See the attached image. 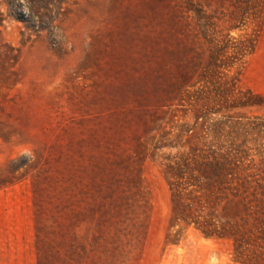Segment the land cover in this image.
<instances>
[{
	"label": "rangeland",
	"instance_id": "obj_1",
	"mask_svg": "<svg viewBox=\"0 0 264 264\" xmlns=\"http://www.w3.org/2000/svg\"><path fill=\"white\" fill-rule=\"evenodd\" d=\"M260 114L264 0H0V264H242L165 164Z\"/></svg>",
	"mask_w": 264,
	"mask_h": 264
},
{
	"label": "trees",
	"instance_id": "obj_2",
	"mask_svg": "<svg viewBox=\"0 0 264 264\" xmlns=\"http://www.w3.org/2000/svg\"><path fill=\"white\" fill-rule=\"evenodd\" d=\"M237 90L251 95L247 88L243 91L237 86ZM238 92L236 99L241 100ZM240 100L242 105L250 99ZM242 127L245 137L239 144L230 138L225 147L192 146L169 158L165 166L170 174L171 219L192 225L205 236L231 239L234 258L242 264H264V175L259 173L255 157L244 160L235 152L245 141H253L250 135L254 134L259 141L257 155L262 157L264 114L254 115Z\"/></svg>",
	"mask_w": 264,
	"mask_h": 264
}]
</instances>
